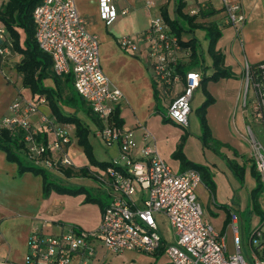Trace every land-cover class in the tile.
Returning a JSON list of instances; mask_svg holds the SVG:
<instances>
[{
	"label": "built area",
	"instance_id": "obj_1",
	"mask_svg": "<svg viewBox=\"0 0 264 264\" xmlns=\"http://www.w3.org/2000/svg\"><path fill=\"white\" fill-rule=\"evenodd\" d=\"M102 1V15L110 24L116 16L106 7L108 0ZM152 5L150 0L145 2L147 10ZM222 7L225 24L234 26L238 36L246 19L243 9L230 0H222ZM32 18L36 45L52 61L53 73L58 77L73 76L75 92L99 121L95 137L105 147L118 146V154L108 161L105 169L89 171L109 200L102 210L98 230L86 233L71 229L67 234L53 236L35 230L28 239L25 264H71L74 258L79 259L77 264H90L97 242L109 255L126 251L153 254L163 249L171 264H264L261 227L249 235L248 257L238 233L237 216L233 215L234 251L228 253L225 239L204 217L198 201L196 189L203 184L201 174L194 168L175 173L158 154L146 128H142L139 145L134 131L118 126L114 114L124 97L101 71L98 38L86 30L74 0H42L34 8ZM143 39L148 43L149 65L156 81L167 88L182 84L166 112L168 119L186 128L193 94L201 86V74L180 72L181 40L161 16L150 20ZM120 43L123 50L134 48L126 39ZM11 49L12 42L0 26L1 61L10 55ZM242 81L241 106L249 112L247 136L242 138L249 146L253 166L264 186V143L253 131L256 127L264 137V61L256 65L246 63ZM36 106L22 97L16 98L10 104L9 114L0 119V133L18 139L25 161L35 169L50 174L65 169L76 171L67 153L70 126L41 117L40 127H33L28 117L36 111ZM157 215L168 220L175 236L173 243L165 244L162 240Z\"/></svg>",
	"mask_w": 264,
	"mask_h": 264
},
{
	"label": "crops",
	"instance_id": "obj_2",
	"mask_svg": "<svg viewBox=\"0 0 264 264\" xmlns=\"http://www.w3.org/2000/svg\"><path fill=\"white\" fill-rule=\"evenodd\" d=\"M146 1L108 0L106 7L116 17L113 22L107 24L102 15V0H74L78 15L85 20L86 30L98 38L101 71L107 76L110 85L120 90L124 97V101L119 102L116 106L121 125L134 131L139 145L142 144L140 142L142 128H146L151 133L152 142L155 144L158 154L177 174L193 168V163L203 164L205 161V166L208 168L203 169L202 176L204 182L213 187V191L208 190V186L204 182L196 189L204 217L225 239L227 252L233 253L232 216L236 215L238 233L243 238L245 252L249 257L251 254L248 248L249 238L246 240L244 236L245 223L242 217L264 216V202L261 201L260 207L257 204L259 208L257 211L253 209L251 198L249 203L245 204L241 199L240 192L238 193L239 190L236 191L237 181L234 179L236 173L233 165H230L231 169H229L222 164L221 170L214 162L207 165L209 160L205 153L209 149L203 148L193 137L184 139L185 131L181 130L183 128L167 118V108L175 99L176 94L181 91L182 84L167 88L156 81L149 65L148 43L144 41L143 36L149 29L150 20L158 16L164 19L172 31L175 30L171 25L180 28L179 39L182 43V50L178 54V69L184 74L189 71L200 73L202 82L205 77L199 66L206 65L210 72H215L212 68L211 56L207 52L209 42L205 39L206 31L212 28H215V32L218 31L219 36L214 51L222 55V67L228 69L233 76L218 80L221 86L217 92L210 88L218 85V82L206 81V85L201 84L197 89V96L203 102L205 93L213 96L214 99L215 93H218L217 96L223 104L217 108L213 107L211 111L213 119L210 120V125L212 127L223 125L228 130V122L230 123L231 119L233 124L241 122V118H238V106L244 83L242 81L244 65L246 63L256 65L264 61V0H230L232 3L240 5L246 15L238 36H236L234 26L225 24L226 13L222 7V0H150L153 5L148 10L145 7ZM6 4L7 0H0V14ZM179 4L181 7L177 12ZM123 11L125 14H122ZM188 18L192 19L191 23L188 22ZM0 26L4 27L7 38L12 42L10 55L5 60H0L1 71L4 66L17 67L24 58V53L20 51V48H26L24 45L26 33L21 27H13L14 32L18 35L16 48L11 34L8 33L1 20ZM122 39L132 42L134 48L123 50L120 43ZM191 39L195 40L198 48L200 62L197 67L191 66V50H186L189 48L186 45ZM47 71V76L43 79L45 81L43 88L49 89L47 93H34L32 89L23 85L22 91H18V95L21 93L23 99L37 105L36 111L28 117L30 124L33 127H40L41 117H46L55 120L60 125L63 123L69 125L71 142L67 144V153L77 169L80 168L79 173L80 170H85L88 173L101 171V167L92 164L86 158L84 148L78 144L75 126L70 123H62L54 114L53 108L55 107L62 116H73L80 120L89 131L87 142L91 146L92 156L99 162L94 154L95 146L90 142L91 137L96 138L94 132L99 127L96 115L75 92L72 75L56 76L52 71V61ZM210 72L205 71V74L209 75ZM17 76L19 86L23 76L21 74ZM2 85H4V78L0 75V90ZM11 92L12 94L7 100V102L10 101L9 103L5 102L4 105L0 99V119L9 114L10 104L15 97V91L11 89ZM40 99L44 102L39 103ZM187 126L186 128L191 129L189 120ZM183 139L185 141L182 150H180V143ZM210 139L217 140L212 136ZM96 140L98 139L96 138ZM231 140L234 141L233 138ZM189 141H192L188 149L192 150L191 154H195L193 158H188L189 155L186 154ZM98 143L105 148L99 140ZM226 144L222 149L226 150V153L231 157L230 160H233V163L239 161L238 149H241V146L236 145L231 149ZM114 148L117 153L112 156L110 150ZM179 150L185 156L178 155ZM104 152L111 159L117 157L118 146L107 147ZM198 152L204 155V159ZM109 160L102 163H108ZM242 166L246 171V164L243 163ZM216 169L219 175H214L213 172ZM64 171L59 174H64ZM71 173L72 175L76 174L72 171ZM251 180L254 181L255 186V179L251 178ZM234 189L235 191H233ZM101 191L105 196V201L95 200L96 203L90 199L91 196L88 198L83 195L71 197L58 196L54 193L46 194L44 179L41 175H35L30 171L21 173L19 164L9 161L5 152L0 149V264H25L28 239L35 230H41L48 236L67 234L71 229L86 233L96 232L102 219V210L109 203L106 193ZM234 192L235 198H233ZM83 205L92 206V208L81 209ZM159 216L157 215L156 219ZM161 237L164 243L168 244L162 234ZM95 244L96 253L90 264L126 263L124 260L128 258L126 255L128 253L109 255L100 242ZM147 255H151V258H148L152 260L151 264H171L162 249ZM78 260L74 258L71 264H77Z\"/></svg>",
	"mask_w": 264,
	"mask_h": 264
},
{
	"label": "rangeland",
	"instance_id": "obj_3",
	"mask_svg": "<svg viewBox=\"0 0 264 264\" xmlns=\"http://www.w3.org/2000/svg\"><path fill=\"white\" fill-rule=\"evenodd\" d=\"M201 70L204 73V77L206 79L205 81H207V78L211 77L215 73L214 71L210 72V70L206 67V65H204ZM205 71L210 72V74L209 75L205 74ZM18 74L19 73L17 71V68L16 67L12 68V66L10 65L4 66V68H2L0 71V75L3 76L4 78V85H2V89L0 90V99H2L3 102L2 101L1 102L4 105H5V102L9 100V97L12 94L11 89L15 91V97L13 100H15V98L22 97L20 95L21 93L18 95V91L19 90L22 91V88H23L22 80L18 86V82H19V79L17 76ZM221 78L222 77L219 78L218 76V78L212 80V82L216 83ZM208 81H211V80H208ZM44 82L45 81H42V85L44 84ZM220 86L221 84H219L218 82V85L212 86L210 89L213 90L214 92H217ZM197 92L198 91L196 90L193 96L194 99L191 102V108L193 111L189 119V124L191 126V129H188V128L184 129L183 127H181L183 128L181 130L185 131L184 139H186V137H191V138L193 137L195 140H197L198 143H200V145H202L203 148L209 149V151L205 153L207 159L209 160L207 165L214 162L215 164H217V167L219 170H221L222 164H224L225 167H229L230 165L237 167V177L234 176L235 181H237L236 191L239 190L238 193L240 192L241 199L245 204L249 203V200L251 198V202H252V199H255V202L260 207L261 201L264 202V187H262L260 180H258L257 172L254 169L255 166L252 165L253 161L251 158V152H250L249 146L244 140V138H242V137L247 136L246 125L248 124V113L249 112L242 108L241 96L239 95L240 98L238 97L240 99V104L238 106V109H239L238 118L239 119L241 118V122L239 123L234 122L233 124L232 119H231V122L230 123L228 122L229 126L227 130L225 127H223V125H220L218 127L216 126L212 127L210 125V120L213 119L212 117L213 114L211 112L213 110V107L217 108L219 107L220 104L221 105L223 104L221 99L217 96L218 93H215L214 95L216 101L213 98V96H210L209 94L208 95L205 94L203 95L205 96V98L203 102H201V100L197 96L198 94ZM76 97H78L77 94H76ZM9 102L10 101H8L7 103ZM204 104H205L204 108L200 111L199 109ZM253 131L255 132L257 137H259L260 142L264 143V137H262V135L258 132L259 130L256 127H253ZM210 136L214 137L217 140L210 139ZM230 137L233 138L234 141H232ZM184 139L180 143V150H182V146L185 141ZM90 142L93 143L95 146L94 154H95V157L98 158L99 162H107L108 159H111L109 158V156H106L104 152V149L107 147L105 146H104L105 148L101 147V145L98 143V140H96V138L91 137ZM191 143L192 141H189L187 143L186 154L189 155L188 158L190 157L193 158L195 156L194 153L191 154L192 150L190 151L188 149ZM225 143H227L226 146H228V148L230 147L231 149L233 147L235 148L236 145L241 146V149L240 148L238 149L239 161L237 162H240L239 164L237 162L233 163V160H230L231 157L228 155V153H226V150L222 149L223 146H225ZM180 150L178 151V155L180 154L183 156L184 154ZM116 153L117 152L115 148L110 150V154L112 156H115ZM198 154H200L201 157L204 159V155L201 152H198ZM243 163L244 165L246 164V167H247L246 171L244 170V166H242ZM192 165H194V167L200 168L199 172L201 175L203 173V169L208 168L207 166H205L206 165L205 161L203 164L193 163ZM79 169H77L76 167V171H72L73 173H76V174H73L72 176H68L67 174H59L56 172L51 173V174L46 172L47 184L51 185L49 188L50 189L49 193L50 194L54 193L58 196L67 195L71 197H79L80 195H83L84 197L89 198L91 196L90 199L94 201V203H96L95 200L104 202L105 196L103 192L101 191L102 189L100 185L98 184V182L95 179H93L88 172H86L87 174H84V175L80 174L81 172L79 173ZM229 169L231 168L229 167ZM213 173L214 175L215 174L219 175V172L217 171V169ZM244 175H245V178H244ZM251 178L255 179V182H256L255 186H254V181L251 180ZM233 191H235V189ZM235 197L236 195L234 192L233 198ZM88 203H91V202H88ZM84 207L92 208V206L83 205L81 209ZM257 218H258V221H257ZM262 218H264V216L242 217L245 223L244 224L245 225L244 236L246 240H248L250 233L254 229L260 226H261V231L264 232V223H261L262 221H264L262 220ZM157 223L159 227V234H162L163 238L168 243H173L172 241L174 239L173 231L171 229V226H169L168 220L163 215H160L159 217H157ZM126 253L125 254L128 255V258L124 260V262L126 263H123V264H151L152 260L148 259V258H151V255H147L146 253L137 252V251H133V252L126 251ZM131 256H133L134 258L132 259Z\"/></svg>",
	"mask_w": 264,
	"mask_h": 264
},
{
	"label": "trees",
	"instance_id": "obj_4",
	"mask_svg": "<svg viewBox=\"0 0 264 264\" xmlns=\"http://www.w3.org/2000/svg\"><path fill=\"white\" fill-rule=\"evenodd\" d=\"M42 0H7V4L2 10L0 14V20L3 21L5 24L6 29L8 30V33L11 34L14 46L17 48V39L18 35L14 32L13 27H21L24 30V33H26V39H25V49L20 48V51L24 53V58L21 60V62L18 64L17 71L21 76H23L22 85L24 87H29L32 89L34 93H47L49 89L43 88L42 81L47 76V70L49 69V66L51 65V60L48 57V55L43 54L35 42V32H34V22L32 18V12L34 8L40 4ZM180 4L177 7V12L180 10ZM185 17V16H184ZM167 19V18H166ZM189 23L192 22V19H187ZM170 24V23H169ZM172 29H174L179 36L181 29L177 28L175 25H171ZM215 28L208 29L206 31L205 39L209 42L207 52L210 54L212 59V68H214L215 73L207 78L208 80H214L219 78H231L232 74L231 72L222 67V55L218 52L216 53L214 51V46L217 41V37L219 36L218 31L214 30ZM187 47L189 46L191 50V66H199L200 58L197 51V45L195 40L191 39L188 41ZM200 69H202V66H199ZM38 73L36 74V71ZM183 73V72H181ZM69 80V79H68ZM206 79L202 80L201 84L204 86ZM205 81V82H204ZM206 94V93H205ZM210 97V96H209ZM207 102V101H206ZM205 102V103H206ZM205 104L202 105V107L199 109L200 111L204 108ZM53 112L58 117V119L63 123H70L75 126L76 135L78 138V144L81 145L84 148V152L86 155V158L89 159V161L93 164H97L101 169H105L108 166V163H102L98 162L93 156H92V149L90 144L87 142V136L89 131L86 130V128L82 125L79 119H76L73 116H62L60 113H58V110L54 107ZM203 112V111H202ZM115 120L118 126L121 125V122L119 121L117 110H115ZM0 149L5 152L6 158L9 161L17 162L20 166V172L23 171H30L34 173L35 175H41L44 179V189L46 194L50 192V186L47 184V175L46 172L39 168H34L28 164L27 161L24 159V155L22 152V149L20 147V144L18 142V139L12 138L8 133L1 132L0 133ZM195 170L199 172L200 168L193 167ZM191 168V169H193ZM236 176H237V167L233 166ZM83 174H87L85 170H80ZM200 173V172H199ZM64 174H67L68 176L72 175L70 170H65ZM202 182H204V178L201 175ZM206 186H208V190L213 191V187L210 184H207L204 182ZM253 202V209L257 211L258 205L255 202V199H252ZM264 220V218H262ZM163 250V249H162Z\"/></svg>",
	"mask_w": 264,
	"mask_h": 264
}]
</instances>
